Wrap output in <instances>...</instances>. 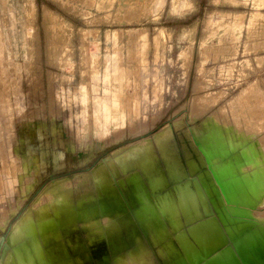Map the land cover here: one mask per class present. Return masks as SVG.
I'll list each match as a JSON object with an SVG mask.
<instances>
[{
  "label": "rangeland",
  "instance_id": "obj_1",
  "mask_svg": "<svg viewBox=\"0 0 264 264\" xmlns=\"http://www.w3.org/2000/svg\"><path fill=\"white\" fill-rule=\"evenodd\" d=\"M253 137L264 155V0H0V264L173 262L200 216L191 188L171 199L187 182L228 235L201 145ZM246 152L219 172L245 171L254 203Z\"/></svg>",
  "mask_w": 264,
  "mask_h": 264
},
{
  "label": "bare ground",
  "instance_id": "obj_2",
  "mask_svg": "<svg viewBox=\"0 0 264 264\" xmlns=\"http://www.w3.org/2000/svg\"><path fill=\"white\" fill-rule=\"evenodd\" d=\"M204 141L205 140H203V143ZM217 143L219 145L229 144L225 139L223 140V142L216 141V143H210L209 146L208 145L206 146L207 150H205L203 144L201 146L203 148V151L207 155L208 162L210 163L213 171V175L218 183V188L214 187V190L216 191L219 189L221 191L222 200L229 210V213L226 215L220 212L223 222H225V224L227 225L228 235H226L225 232L222 230L216 217L209 216L206 219L202 218L203 214L200 212V210H198L200 209V207L198 204L199 199L197 197L199 196V198L203 202H205L204 201L205 199H203L204 196L202 192L200 190L197 191L194 187H192V185H190V182L177 185L176 194L167 192L166 195L160 199L158 205H155V208H157L159 212L154 211L152 208H148L145 206L138 208L136 211L137 218H139L138 212L140 211L143 212L144 217H146L147 211L151 212L154 215L166 214L163 211V208L166 206L165 204L167 203V199H169L168 195L173 194L174 196L171 199L172 201L175 202L178 198V192H177V189H179L178 187H183L187 189L191 188V197L195 202V206H196V208L191 210L195 211L197 209V211H199L200 213V216L196 217L194 220L191 221V227L189 230L190 235L188 233L179 234V237L182 236L183 234L187 235V237L191 241V247L190 248L184 247L185 248L184 252L179 250V252H177L178 255L174 256L175 261L173 262L170 261L167 264H264V205H263L264 199L258 202L255 201L254 203H249L251 202L250 201L251 197L255 199L254 192L244 193V194L238 193L237 188L235 186L236 185L235 179H232V181L227 182L226 179L223 180L220 177L219 166L222 164L225 165L227 164L226 161L227 154L225 153L224 156H221L222 155L221 149L219 148L216 149L215 147ZM217 150L220 151L221 153H218ZM213 156H215V158H213ZM231 163L234 164V161ZM168 172L170 174L169 170ZM184 175L185 173L182 169L181 176L178 178L181 179ZM170 176L172 175L170 174ZM171 179L178 180V179H174L173 177H171ZM153 191H155V189ZM207 191L209 194H211L213 190L208 188ZM199 193L202 195L203 198L199 195ZM114 195L117 196L116 193H114ZM139 195L140 197H142V199H144V197L141 196L143 195L142 193H139ZM162 199H165L164 205H162V203H164V200ZM242 200L244 201V203H241ZM64 206H65L63 207L64 211L66 208H69V206L71 207V212L74 211L75 205H73L72 200L70 198H69V202L65 203ZM99 206L100 203L97 204V208ZM63 208L59 210L57 209V212L59 214L60 212L62 213ZM205 210L207 213H209L208 207ZM64 211L62 215L66 214ZM57 218L58 219H52V218L48 219L47 221L42 223L43 224L42 226L58 224L57 221H60V218L59 217ZM179 218L181 220V213L179 215ZM133 219H135V217L133 216L128 217L126 218V222H128V220H130L129 222H132ZM208 221L214 223L219 236L216 235V238L207 241V243L206 241L200 243L199 241H197L192 231L196 226L202 225L203 223ZM179 223L177 225H179ZM116 226L120 227L121 225H116ZM117 237H119V235H113V237L109 238L108 240L110 242L113 238H117ZM230 240L232 241V243L230 242ZM174 252L175 251L174 250L172 251L171 249L170 253L175 254ZM164 256L166 257V255ZM78 264H81L80 261L78 262Z\"/></svg>",
  "mask_w": 264,
  "mask_h": 264
},
{
  "label": "crops",
  "instance_id": "obj_3",
  "mask_svg": "<svg viewBox=\"0 0 264 264\" xmlns=\"http://www.w3.org/2000/svg\"><path fill=\"white\" fill-rule=\"evenodd\" d=\"M257 137H253V138H243L242 140H237V142L233 143V144H229V148L231 153H235L234 158L226 159L227 161V167L229 169H232V163L234 161V166L236 168V166H239L240 163L244 164L247 166V168L250 170L249 167V162H248V156H247V150L251 151V162L253 163L254 166H252V169L255 170L256 166L257 168H260V166L262 165L264 167V155L260 153L259 150V145L257 144ZM229 143V142H228ZM230 160V161H229ZM259 166V167H258ZM252 171H247V173H251V175L254 173ZM246 172L245 171H241L239 169H237L235 172L234 171H225V173H221L220 177L224 180L226 179V181H232V179L235 178V183H236V188L238 193H253L255 187H254V180H250L248 181V179L246 177H244V174ZM238 179V180H236ZM19 229V228H18ZM109 235V234H108ZM116 235H118V233H116ZM109 238H111V236L109 235V237L106 239L108 240ZM185 243L188 246L189 242L187 241V239L184 237ZM98 240V239H97ZM109 242V240H108Z\"/></svg>",
  "mask_w": 264,
  "mask_h": 264
}]
</instances>
